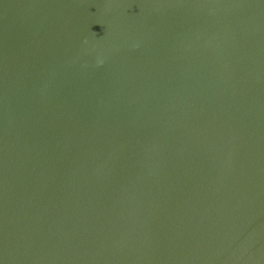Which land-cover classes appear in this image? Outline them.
<instances>
[{
	"label": "water",
	"instance_id": "obj_1",
	"mask_svg": "<svg viewBox=\"0 0 264 264\" xmlns=\"http://www.w3.org/2000/svg\"><path fill=\"white\" fill-rule=\"evenodd\" d=\"M0 264H264V0H0Z\"/></svg>",
	"mask_w": 264,
	"mask_h": 264
}]
</instances>
